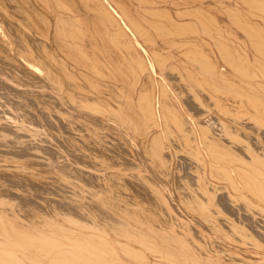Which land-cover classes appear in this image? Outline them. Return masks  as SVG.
<instances>
[{
	"label": "bare ground",
	"instance_id": "1",
	"mask_svg": "<svg viewBox=\"0 0 264 264\" xmlns=\"http://www.w3.org/2000/svg\"><path fill=\"white\" fill-rule=\"evenodd\" d=\"M0 264H264V0H0Z\"/></svg>",
	"mask_w": 264,
	"mask_h": 264
}]
</instances>
